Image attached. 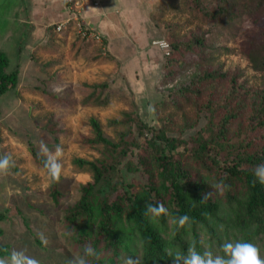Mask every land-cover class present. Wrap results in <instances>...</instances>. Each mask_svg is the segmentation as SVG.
Instances as JSON below:
<instances>
[{"label": "rangeland", "instance_id": "1", "mask_svg": "<svg viewBox=\"0 0 264 264\" xmlns=\"http://www.w3.org/2000/svg\"><path fill=\"white\" fill-rule=\"evenodd\" d=\"M258 2L141 0L128 14L132 21L120 25L126 33L132 29V42H107L83 38L69 28L53 31L57 16L66 17L64 3L0 0V50L9 58L7 69L18 72L16 86L0 95V157H11L7 172L0 173V243L8 252L2 258L17 251L38 264H69L84 256V245L67 220L81 187L93 181L91 168L81 161L121 159L111 169L112 180L133 181V191L141 185L135 183L138 173L128 169L127 162L136 160L140 167L138 154L153 156V148L164 155L178 154L191 176L210 187L220 184L215 168L199 165L191 155L210 166L213 160L230 165L236 152L260 161L264 139L239 148L264 122V70L248 57L251 47L264 38V0L256 9ZM145 36L148 42H142ZM194 36L202 37V49L193 46L190 52L173 53L171 40L178 43ZM153 39L167 42L168 53L153 45ZM96 125L111 142L124 135L134 143L111 147L96 141ZM42 143L52 156L57 145L62 148V156L56 158L61 165L56 200L49 174L32 154L34 149L48 158ZM100 184L96 189H102ZM117 185L110 183L122 192ZM212 189L220 197L214 226L218 238L197 224L184 239V251L179 243L173 244L169 195L163 200L170 212L165 223L147 215L170 245L168 250L186 253L195 245L198 252L223 255V243L249 242L264 258V230L246 239L247 230L239 229L236 221L234 227L223 229L222 221L230 224L234 217L222 185ZM134 238L131 250H120L117 264H144L140 235ZM95 253L84 256L86 264H92L94 256H104V264H110L112 248Z\"/></svg>", "mask_w": 264, "mask_h": 264}, {"label": "trees", "instance_id": "2", "mask_svg": "<svg viewBox=\"0 0 264 264\" xmlns=\"http://www.w3.org/2000/svg\"><path fill=\"white\" fill-rule=\"evenodd\" d=\"M262 1L259 0L256 9L261 7ZM170 43L173 45V53H176L175 51L181 53L184 49L186 52H190L193 50V46H198L200 49L204 47V41L199 36L178 43L171 40ZM248 57L256 68L264 70V38L256 47H251ZM8 64L7 54L0 50V95L13 89L18 81L17 70H8ZM262 125L261 129L252 130L251 136L245 141V145L240 144V150H245L246 146L264 139V122ZM95 129L96 141L103 142L108 146H118L123 141L126 143L124 145L134 143L133 140H126L124 135L120 137L117 143L111 142L101 135L97 125ZM149 146L152 148L154 143L149 144ZM153 150L154 155L150 157L145 156V154H138L137 161L141 163L140 167L136 166V160L127 162V168L138 173L135 183L140 184L141 189L137 191L132 190L134 188L133 181H122L118 177L112 180L111 169L116 167L121 159L109 163L81 161L91 168L93 181L81 187L79 199L67 211V220L71 227L76 229V240L81 246L84 245V248L86 245H90L95 252L101 248H112L113 254L107 256V261L110 264H117V258H119L122 248L129 250L133 248L134 244L132 243L136 234L140 235L141 255L144 264H171L172 256L168 255L170 245L155 230V226H152L148 221L143 209L146 203H163L165 195H169V201L173 203L171 213L168 212L167 215H160L156 218L165 223L169 213L172 215L174 219L173 244L179 243L184 251V239L189 232H193L192 230L197 224L205 227L212 236L215 235L218 238L214 226L218 222L220 197L217 196L215 190L203 179L195 180L196 177H192L190 174L189 166L177 158L178 154L164 155L156 148ZM132 151L134 150L132 149ZM126 153H129L128 149ZM32 154L35 161L50 176L49 169L45 164L48 158L34 149ZM191 156L197 160L199 165H203L209 170L215 168L216 180L225 190V199L234 218L230 224L223 220L221 224L223 229H227L229 226L234 227L236 221L239 229L247 230L244 236L246 239L263 231L264 184L260 183L253 175L252 169L264 163V157L258 161L254 155L242 154L241 156L236 152L234 161L230 165L216 163L213 160V166H210L201 157ZM60 179L61 175L58 181L51 178L52 196L55 200L60 196L57 189ZM99 183H101L102 189H96ZM110 183L118 184L117 187H121L122 192L110 187ZM212 191L213 195L210 198L203 199L206 193ZM142 198L147 200L143 202ZM184 215L189 217V221L180 227L178 220ZM3 219L4 214L0 211V221ZM1 233L2 229L0 228V235ZM7 253V247L0 243V258ZM90 258L92 264H104L105 261L104 256L103 259L97 256Z\"/></svg>", "mask_w": 264, "mask_h": 264}, {"label": "clouds", "instance_id": "3", "mask_svg": "<svg viewBox=\"0 0 264 264\" xmlns=\"http://www.w3.org/2000/svg\"><path fill=\"white\" fill-rule=\"evenodd\" d=\"M41 151L48 154V159L45 161L46 167L49 169L50 176L53 180L58 181L61 173V165L57 162L58 157L62 156V148L57 145L55 149V156L49 153V149L43 143L41 144ZM11 157L5 155L0 157V173H6L9 168V161ZM253 175L264 184V163L255 166L252 169ZM212 188L220 189L221 184L212 185ZM226 187V186H224ZM213 195L208 192L203 199H208ZM158 217L160 215H167L168 210L162 202L155 204H145V215ZM189 221L187 215L181 216L178 220L180 227ZM223 255H214L212 251L205 250L203 253L196 250L195 245H191L186 253L182 252H168L172 256L171 264H264V258H261L259 249L256 245L249 242H225L221 245ZM96 255L95 250L86 245L84 248V256ZM84 256L77 257L69 262V264H86ZM0 264H38L33 258L25 256L22 252L13 251L8 258H0ZM131 264V261H129Z\"/></svg>", "mask_w": 264, "mask_h": 264}, {"label": "crops", "instance_id": "4", "mask_svg": "<svg viewBox=\"0 0 264 264\" xmlns=\"http://www.w3.org/2000/svg\"><path fill=\"white\" fill-rule=\"evenodd\" d=\"M50 1L54 4V6H58V5L61 6V4L64 3L65 8L67 9L65 0H50ZM77 1L79 3L78 9L80 12L81 20L86 25H89L91 27H94L96 30H99L103 34V39H106L107 42H113L114 40H118V39L127 41V38H129L130 42H132L129 37V33L131 32L132 29L128 30L126 33L124 28L120 27V25L122 26L123 24H127L125 20L128 19V14L130 13V11L132 12L138 8L139 6L138 3L141 0H77ZM94 2H97V4H94ZM70 15L72 16V14L69 13L67 9L65 15L66 17L64 19H66ZM55 16L57 15L55 14ZM57 17L58 18L54 20L55 23L64 20V19L62 20L61 17H59V15ZM128 20L132 21V18ZM39 22H41L42 24L44 23V20H40ZM68 28L73 29L78 36H81L77 32L74 19L66 26L65 29ZM52 30L59 32L54 28ZM139 39L140 38L138 39L135 38V40L137 41ZM148 40H149L148 37L145 36V39L144 41L142 40V42H148Z\"/></svg>", "mask_w": 264, "mask_h": 264}, {"label": "built area", "instance_id": "5", "mask_svg": "<svg viewBox=\"0 0 264 264\" xmlns=\"http://www.w3.org/2000/svg\"><path fill=\"white\" fill-rule=\"evenodd\" d=\"M66 7L69 11V13L72 14L63 21H60L58 23H54V29L57 31L63 30L66 28V26L74 19L77 32L83 37V38H91L94 40H102L103 34L100 33L98 30H96L94 27H91L89 25H86L80 18V12L78 9V1L77 0H65ZM94 4H97V2H94ZM152 44L157 46L158 48L162 49L164 52L168 53L169 45L164 40L159 39H153Z\"/></svg>", "mask_w": 264, "mask_h": 264}]
</instances>
